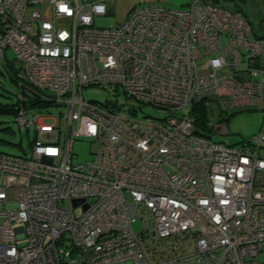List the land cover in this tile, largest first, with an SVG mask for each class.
<instances>
[{
    "label": "built area",
    "instance_id": "built-area-1",
    "mask_svg": "<svg viewBox=\"0 0 264 264\" xmlns=\"http://www.w3.org/2000/svg\"><path fill=\"white\" fill-rule=\"evenodd\" d=\"M107 12L106 0H0L16 122L33 127L30 155L0 153V264H264V125L230 144L211 139L225 122L201 131L192 115L264 111V37L243 11L206 0L95 25ZM89 87L163 116L86 99ZM83 138L94 157L74 163Z\"/></svg>",
    "mask_w": 264,
    "mask_h": 264
},
{
    "label": "rangeland",
    "instance_id": "rangeland-1",
    "mask_svg": "<svg viewBox=\"0 0 264 264\" xmlns=\"http://www.w3.org/2000/svg\"><path fill=\"white\" fill-rule=\"evenodd\" d=\"M206 1L222 5L227 9H234L236 7L234 0H218L219 2L211 0ZM257 7L259 9H264V4L260 6H254V10H257ZM246 9L249 10L250 6H248ZM128 10L129 8H127L125 4H117L116 6L112 7L110 6L108 12L105 15L94 17V24L100 27H106L122 22L125 19ZM241 10L252 24L254 34L258 36H264V15L257 16L255 15V13H251V11L250 13H248L245 9ZM42 12L44 16L48 15L46 5L42 8ZM58 21L60 22V19H58ZM62 23L64 22H61V24ZM62 26L66 27V25L64 24ZM6 56L8 60L4 59L3 61L10 63V61L13 59V54L10 49L6 50ZM10 73L11 68L8 67L7 70V68L4 67L2 61L0 60V103L2 104L14 103L15 93L18 91V87L15 84L18 82V79L15 78L14 82L10 77ZM118 90V93H116L117 91L113 87H109L107 89L100 87H89L83 90V95L86 99H91L98 102H102L105 98H109L117 100L119 103L128 101L129 104L142 106L141 109H137V113L133 114L135 118H141L147 115L155 118L163 116L161 112L156 111L150 105L138 104L135 99L131 97L126 98L120 88ZM27 101L31 102L29 100ZM51 110L56 114L59 110L65 111L66 109L64 107H52ZM188 111L189 107L184 106L181 110L178 111V113L179 115H183V113H186ZM206 111L207 120H209V122L213 124H221L224 122L226 123L228 133H211V139L215 141L227 140L230 144H238L241 141L248 139L253 134L258 133L262 125H264V111H260L259 109L252 107L229 109L226 113L222 112V114H219L218 108L215 105L211 104L206 106ZM192 115L195 118L196 114ZM204 130L206 131L205 127ZM32 136V126L27 133L25 129H20L18 127L14 119V115L4 113L0 114V151L18 156H22L24 153L28 156L31 153L30 140L32 139ZM94 148L95 144L90 143V140L87 138L75 140L73 143V152L75 153V155L72 157V161L74 163H79L92 159L94 157V154L91 151ZM75 211L79 213L81 211L80 207H76ZM133 228L135 229V231H139L141 229L140 220H136L133 223ZM262 256L264 255H261L260 257L262 258ZM68 264L83 263L77 261L72 263L69 262Z\"/></svg>",
    "mask_w": 264,
    "mask_h": 264
},
{
    "label": "crops",
    "instance_id": "crops-1",
    "mask_svg": "<svg viewBox=\"0 0 264 264\" xmlns=\"http://www.w3.org/2000/svg\"><path fill=\"white\" fill-rule=\"evenodd\" d=\"M191 0H106L108 4V9L111 6H116L117 4H125L127 8H131L136 5H147V4H160V5H170L174 7H184L186 6ZM219 2L218 0H211ZM234 3L236 7L234 9H245L248 13H255V15L260 16L264 15V9H258L254 10V6H260L264 4V0H238ZM241 6V7H240ZM248 6H250V9H246ZM246 7V8H244ZM241 8V9H240ZM242 11V10H241ZM128 12V11H127ZM264 37V36H262Z\"/></svg>",
    "mask_w": 264,
    "mask_h": 264
},
{
    "label": "trees",
    "instance_id": "trees-1",
    "mask_svg": "<svg viewBox=\"0 0 264 264\" xmlns=\"http://www.w3.org/2000/svg\"><path fill=\"white\" fill-rule=\"evenodd\" d=\"M2 63L4 65V67L7 68V70H8V67L11 68L10 77L14 81L15 80V76L14 75H15V72H16V68H15V64H14L13 60H11L10 63L9 62H4V61H2ZM15 84L17 85V83H15ZM17 92L15 93V102L14 103H12V104H2V103H0V114L4 113V114L14 115L15 121H16V115H17L18 110L20 108V103H19V99L17 97ZM35 103H37L36 100H34L31 105H34ZM23 105L24 106H29V104L26 103V102H24ZM40 105H43V104H40ZM192 111L194 112V114H196V116H195L196 119L194 121L195 126L197 128H199L201 131H205L204 130V127H205L204 123L207 120L206 108L204 106H196V107H193ZM202 128H203V130H202ZM25 130L27 131V129H25ZM27 133H28V131H27ZM0 153L9 154V153H5V152H2V151H0ZM10 155H13V154H10ZM16 156H18V155H16Z\"/></svg>",
    "mask_w": 264,
    "mask_h": 264
}]
</instances>
